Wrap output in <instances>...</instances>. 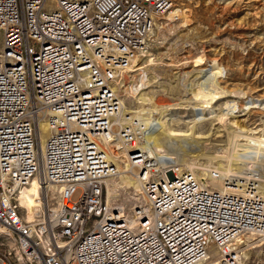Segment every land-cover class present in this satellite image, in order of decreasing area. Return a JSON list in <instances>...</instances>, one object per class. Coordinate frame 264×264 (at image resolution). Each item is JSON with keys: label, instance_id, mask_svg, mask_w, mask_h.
Segmentation results:
<instances>
[{"label": "built area", "instance_id": "2783aa9c", "mask_svg": "<svg viewBox=\"0 0 264 264\" xmlns=\"http://www.w3.org/2000/svg\"><path fill=\"white\" fill-rule=\"evenodd\" d=\"M174 4L0 0V227L14 242L0 264H243L264 241L257 179L214 186L153 159L141 148L149 126L124 112L119 82ZM126 165L141 185L131 213L107 199ZM35 176L44 204L31 218L17 196Z\"/></svg>", "mask_w": 264, "mask_h": 264}, {"label": "rangeland", "instance_id": "374dc122", "mask_svg": "<svg viewBox=\"0 0 264 264\" xmlns=\"http://www.w3.org/2000/svg\"><path fill=\"white\" fill-rule=\"evenodd\" d=\"M137 66L126 81L135 98L144 92L157 94L161 105L181 104L175 106V116L181 120L200 119L201 108L181 100L192 97L190 84L206 78L215 92L207 116L215 120L227 115L230 127L245 130L239 132L241 138L251 135L264 128V0H175L173 9L157 22L149 52L137 60ZM180 124L177 128L184 126ZM228 128L218 138L222 143L212 145L219 149L227 148L222 147L226 141L231 145L233 133ZM198 165L206 166L207 161L202 158ZM198 175L208 181L204 173ZM119 181L132 193L124 180ZM126 199L123 193L116 202L123 205ZM10 248L7 238L0 237V252ZM242 262L264 264V249L253 251Z\"/></svg>", "mask_w": 264, "mask_h": 264}, {"label": "bare ground", "instance_id": "6f19581e", "mask_svg": "<svg viewBox=\"0 0 264 264\" xmlns=\"http://www.w3.org/2000/svg\"><path fill=\"white\" fill-rule=\"evenodd\" d=\"M199 75H202L201 72ZM121 82H119V85L123 93L124 112L136 113L150 128L141 144V148L150 157L175 163L186 170L193 171L198 178L199 173H204L208 178V182L214 186H221L225 179L242 178L249 174L259 181L264 194V128L241 138L240 133L245 132V130L238 126L236 128L230 127L231 121L227 115H218L215 120L207 116L206 113L213 108L209 104L213 101L215 92L212 85L207 83L206 78L201 77L200 83L197 85L190 84L192 97L180 99L182 104H193L201 108L203 116L192 121H183L175 116V110L178 109L175 106L181 105L180 103L161 105L157 103V94H150L149 92H144L142 96L135 98L136 93L134 94L128 85L124 86ZM161 92L165 93V90L162 89ZM130 95L135 100H130ZM133 102H136L135 105H131ZM185 108L182 107V109ZM179 124L184 126L177 128ZM227 127L233 133H230L232 136L229 135L231 145L228 141H226L227 145L222 146L227 148L219 149L215 144L212 145L213 141L215 143L222 141L218 138H223L221 132ZM45 143L46 136L42 135L41 146L44 147ZM225 149L226 151L223 154L222 151ZM219 150H221V154H215ZM202 158L207 161L206 166L198 165ZM136 171L135 168L132 169L127 165L123 166L120 176L107 181V199L109 203H115L125 193L127 199L122 200V203L129 213L135 209L140 199L141 185L135 177ZM211 172L218 173L220 177L215 179ZM119 180H124L132 188V193L128 192L126 185ZM48 199L51 208L57 209L59 207L60 194L57 188L52 187L49 189ZM17 200L24 214L28 217L33 218L34 215H39L43 211L44 202L38 177L35 176L31 179L30 185L18 194ZM127 202H130V206ZM2 236L7 238L11 247L14 246L13 240L9 238L3 228H0V237ZM253 244H255L253 247L247 245L243 250L245 261L249 260L253 251L258 253L264 249L262 239L255 241Z\"/></svg>", "mask_w": 264, "mask_h": 264}]
</instances>
